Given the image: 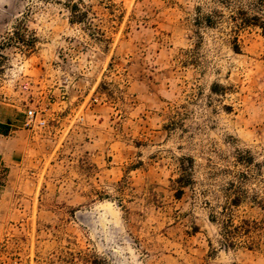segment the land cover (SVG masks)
<instances>
[{
    "label": "rangeland",
    "instance_id": "rangeland-1",
    "mask_svg": "<svg viewBox=\"0 0 264 264\" xmlns=\"http://www.w3.org/2000/svg\"><path fill=\"white\" fill-rule=\"evenodd\" d=\"M239 12L264 24V0H0V264H264L222 245L232 184L263 220L264 25Z\"/></svg>",
    "mask_w": 264,
    "mask_h": 264
},
{
    "label": "trees",
    "instance_id": "trees-1",
    "mask_svg": "<svg viewBox=\"0 0 264 264\" xmlns=\"http://www.w3.org/2000/svg\"><path fill=\"white\" fill-rule=\"evenodd\" d=\"M72 12V22L84 23L87 19V13L82 11L78 4H73L72 8H70ZM238 15H242L240 24L236 25L237 28H245V27H263V21L259 16H247L244 12H239ZM208 23H211L210 20ZM234 50L236 52L239 51V48L235 46ZM2 125H0V128ZM247 163V162H246ZM8 171L2 163H0V172L6 173ZM187 177V178H185ZM245 177V176H244ZM183 179H187L183 180ZM189 176H183L179 178L176 182L182 187L189 183ZM0 186H3L0 182ZM232 186V191H234V196L229 202V207L239 206L241 200L246 198V193L237 186ZM182 191L177 190V197H179ZM253 201L258 205V207L263 212V220L261 222L242 220L239 223H235L233 220L232 210L228 207L223 211V219L221 223V231L223 242L222 245L227 249H233L239 246L246 247L248 249L258 248L260 249L264 245V193L262 197H259L257 194H254L252 197Z\"/></svg>",
    "mask_w": 264,
    "mask_h": 264
},
{
    "label": "built area",
    "instance_id": "built-area-1",
    "mask_svg": "<svg viewBox=\"0 0 264 264\" xmlns=\"http://www.w3.org/2000/svg\"><path fill=\"white\" fill-rule=\"evenodd\" d=\"M37 120L34 110H28L26 112V125L31 126Z\"/></svg>",
    "mask_w": 264,
    "mask_h": 264
}]
</instances>
